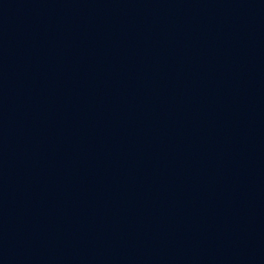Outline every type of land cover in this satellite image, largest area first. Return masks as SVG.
<instances>
[{"label":"water","instance_id":"obj_1","mask_svg":"<svg viewBox=\"0 0 264 264\" xmlns=\"http://www.w3.org/2000/svg\"><path fill=\"white\" fill-rule=\"evenodd\" d=\"M0 264H264V0H0Z\"/></svg>","mask_w":264,"mask_h":264}]
</instances>
